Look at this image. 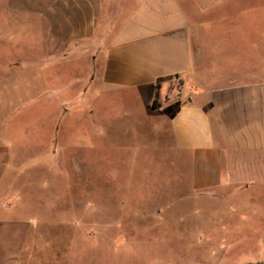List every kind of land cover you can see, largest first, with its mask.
<instances>
[{
	"label": "rangeland",
	"instance_id": "rangeland-1",
	"mask_svg": "<svg viewBox=\"0 0 264 264\" xmlns=\"http://www.w3.org/2000/svg\"><path fill=\"white\" fill-rule=\"evenodd\" d=\"M3 6L0 0V139L11 145L12 166L0 187L32 224L19 264H264L254 222L231 220L229 198L204 208L181 196L180 167L149 127L117 118L123 102L115 97H77L89 78L86 63L41 69L40 39L22 33L36 24L28 27ZM131 7L107 6L97 33L109 32L111 18ZM222 13L231 15V4ZM220 15H209L213 22L192 39L205 45L207 61L219 55L214 46L228 44L231 22ZM61 83L69 86L65 96L54 93ZM43 86L51 91L41 98ZM170 88L180 91L181 80L171 79ZM103 104L112 109L106 136ZM88 110L96 111L92 121Z\"/></svg>",
	"mask_w": 264,
	"mask_h": 264
},
{
	"label": "crops",
	"instance_id": "crops-1",
	"mask_svg": "<svg viewBox=\"0 0 264 264\" xmlns=\"http://www.w3.org/2000/svg\"><path fill=\"white\" fill-rule=\"evenodd\" d=\"M124 4L132 7L111 18L109 32L97 33L99 22L108 19L107 6ZM226 4L231 15L222 13ZM3 5L27 26L36 24L22 33L40 39L41 69L86 63L89 78L77 97L95 92L122 101L114 110L117 118L147 125L153 142H163L164 156L180 167V195L204 208L229 198L231 220L254 222L250 229L260 230L257 239L264 245V0H3ZM217 12L231 22V33L227 46H212L219 55L207 61L205 45L192 39L199 40V30ZM171 79L181 80L183 88L174 92ZM68 87L53 91L65 96ZM39 90L41 98L51 91ZM63 101L59 111L66 110ZM108 107L102 106V136L112 118ZM95 114L84 115L92 121ZM10 150L0 139V186L9 166L11 171ZM10 194L0 187V264H19L32 226L17 215L21 207L7 202Z\"/></svg>",
	"mask_w": 264,
	"mask_h": 264
},
{
	"label": "trees",
	"instance_id": "trees-1",
	"mask_svg": "<svg viewBox=\"0 0 264 264\" xmlns=\"http://www.w3.org/2000/svg\"><path fill=\"white\" fill-rule=\"evenodd\" d=\"M158 94L156 93L155 94V97H154V99H153V102H152V107L153 108H157L158 107Z\"/></svg>",
	"mask_w": 264,
	"mask_h": 264
}]
</instances>
